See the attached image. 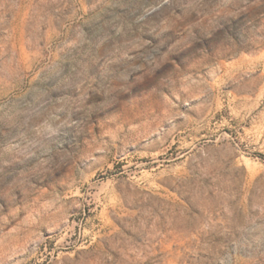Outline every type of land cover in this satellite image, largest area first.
I'll return each mask as SVG.
<instances>
[{
    "label": "rangeland",
    "instance_id": "374dc122",
    "mask_svg": "<svg viewBox=\"0 0 264 264\" xmlns=\"http://www.w3.org/2000/svg\"><path fill=\"white\" fill-rule=\"evenodd\" d=\"M0 264H264V0H0Z\"/></svg>",
    "mask_w": 264,
    "mask_h": 264
}]
</instances>
